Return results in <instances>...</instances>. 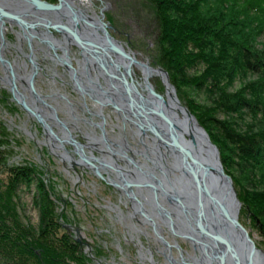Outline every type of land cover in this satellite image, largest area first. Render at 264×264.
<instances>
[{
  "label": "flooded vegetation",
  "instance_id": "obj_1",
  "mask_svg": "<svg viewBox=\"0 0 264 264\" xmlns=\"http://www.w3.org/2000/svg\"><path fill=\"white\" fill-rule=\"evenodd\" d=\"M44 1L60 7L0 0V111L36 150L31 164H44L51 196L58 169L61 182L86 184L104 202L121 229L117 237L112 224L104 244L121 253L110 264H199L203 236L157 115L163 105L154 93L167 99L162 77L135 49L123 18L116 22L120 5L131 8L132 0ZM54 212L39 242L60 245L67 237L91 250L80 229Z\"/></svg>",
  "mask_w": 264,
  "mask_h": 264
},
{
  "label": "trees",
  "instance_id": "obj_2",
  "mask_svg": "<svg viewBox=\"0 0 264 264\" xmlns=\"http://www.w3.org/2000/svg\"><path fill=\"white\" fill-rule=\"evenodd\" d=\"M139 4L153 17L156 54L169 71L170 82L177 92L188 84L214 97L211 112L219 110L250 122L251 129L244 131L237 129L236 123L232 125L214 116L209 119L234 155L245 162L244 168L263 182L258 191L244 190L238 194L249 217H259L258 223L263 228L264 0H139ZM183 99L197 118L205 114L198 102ZM31 168H14L13 184L30 180ZM41 205L40 217L48 232L47 220L53 208L48 201L43 200ZM37 241L30 242L29 247L41 246L39 258L61 253L52 243ZM31 253L37 260V253ZM47 262L57 264L49 258Z\"/></svg>",
  "mask_w": 264,
  "mask_h": 264
},
{
  "label": "rangeland",
  "instance_id": "obj_3",
  "mask_svg": "<svg viewBox=\"0 0 264 264\" xmlns=\"http://www.w3.org/2000/svg\"><path fill=\"white\" fill-rule=\"evenodd\" d=\"M127 6L126 2L125 4L122 3V6L120 5V9L115 13L116 22L119 24L120 19L123 18L122 23L125 26L123 29L130 35L135 49L138 50L140 55L148 57L149 61L153 62L156 67H161L169 75V71L161 64L156 54L155 37L157 31L150 12L147 8L146 11L142 10L143 6L139 4V0H132L131 8ZM119 27L121 28V26ZM124 38L125 36L123 35ZM159 81L163 83L164 89H166L163 79L161 78ZM172 85L175 88L177 98L182 103H184L183 97H186L187 100L192 99L198 102L201 109L204 110L205 114L201 118L195 117L197 121H200L198 123L204 127L210 138L212 137V142L218 147L222 166L225 173L233 180L238 200V194H242L244 190H260L263 187L262 180L254 175L255 173L247 171L244 168L245 162L234 155L230 149V145L227 142L225 143L216 126L211 121L209 122L210 117L213 118L214 116L218 120L232 125L236 123L238 124L237 129L246 131L251 126L248 119L242 121L241 119L234 118V115L231 116L219 110L211 112L215 107L214 97H209L203 91L198 92L188 84L179 89V92L183 96L181 97L176 90V86ZM185 105L188 107L187 104ZM0 119V122L2 124L5 122L8 127V130H6L4 125H2V133L4 134L3 138H0V145L5 146L4 150L0 149V264H47V258L56 260L57 264H98L96 260L102 261L103 264H110V261L120 259L121 253H118L110 246L107 248L104 245L106 242L111 241L112 236L109 229H112V224L115 231L118 232H115V235L119 237L118 235L121 233L120 227L110 219L109 210L101 206L104 202L97 195L91 193L88 188L89 186L86 184L74 185L71 180H65V178L61 182L59 179L60 177L63 178V175H57L58 169L53 173L58 179V181L56 178L54 179L57 190L55 195L51 196L49 193L51 187L46 182L47 180L44 181V164L38 163L37 165H32L34 161L36 162V150L27 142L24 134L13 129L16 124L15 122H11L10 116L6 115L5 111H0ZM14 161H19L22 165L32 167L31 174L36 177L31 176L30 180L18 181V184L14 185L12 182L13 169L18 167L13 166ZM61 186L65 190L62 196L59 195L62 191ZM63 199H67V203ZM43 200L48 201L49 205L51 204V208L55 210L53 219H56L55 216H57L59 223L64 221L65 223L71 222L80 229L81 235L89 239L90 247H92L91 250L83 247V252L79 251L77 247L74 248L70 245L71 242L66 237L65 241H62L63 243L61 242L60 245L56 243L51 244L57 248V252L61 253L50 254V257L49 254H45L42 259L39 258L41 246H33L31 249L29 245L30 242L37 241L40 237V230L43 229L45 231L47 229L46 222L44 223L40 217V208ZM244 208L241 201L238 219L245 226L247 232H249L257 248L264 252V227L262 228L257 223L259 217H249L250 215ZM52 212L53 210L47 221L52 220ZM59 230L60 234L64 231L61 226H59ZM58 246L60 247L58 248ZM26 247L30 248L31 251L28 252L29 249H25ZM31 252L37 253V260ZM112 255L114 259L111 258ZM126 260L127 264H135L134 262L129 263L128 258ZM48 264L51 263L49 262Z\"/></svg>",
  "mask_w": 264,
  "mask_h": 264
},
{
  "label": "water",
  "instance_id": "obj_4",
  "mask_svg": "<svg viewBox=\"0 0 264 264\" xmlns=\"http://www.w3.org/2000/svg\"><path fill=\"white\" fill-rule=\"evenodd\" d=\"M29 1L40 8L60 7L44 0ZM151 70L161 75L167 100L169 97L175 103L170 111L162 95L154 93L166 108L161 107L157 115L169 128L176 169L182 174L180 182L203 236L198 240L203 256L201 264H264V252L257 248L238 219L241 201L232 178L224 171L218 147L195 115L177 98L168 73L161 67Z\"/></svg>",
  "mask_w": 264,
  "mask_h": 264
},
{
  "label": "bare ground",
  "instance_id": "obj_5",
  "mask_svg": "<svg viewBox=\"0 0 264 264\" xmlns=\"http://www.w3.org/2000/svg\"><path fill=\"white\" fill-rule=\"evenodd\" d=\"M82 2H84V3H86L88 0H81ZM171 88V87H170ZM163 97V96H162ZM163 100H164V102L166 103V104H168L169 106H168V108H170V111H171V107L172 106H174L175 105V103H173V101L172 100H170L169 99V97H168V100L165 98V97H163ZM160 101V100H159ZM160 104H161V102H160ZM162 107V106H161ZM163 108V107H162ZM169 134V133H168ZM169 143V142H168ZM169 145V147H173V145H172V142L170 141V143L168 144ZM174 159H175V162H176V158H175V156H174ZM180 187H181V189L183 190V185L181 184V182H180ZM154 223V222H153ZM155 225V224H154ZM160 229H161V226H160ZM199 264H201V262H199Z\"/></svg>",
  "mask_w": 264,
  "mask_h": 264
}]
</instances>
